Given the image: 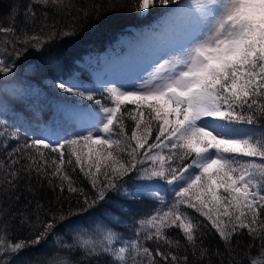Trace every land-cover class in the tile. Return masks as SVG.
<instances>
[{"label": "snow or ice", "instance_id": "1", "mask_svg": "<svg viewBox=\"0 0 264 264\" xmlns=\"http://www.w3.org/2000/svg\"><path fill=\"white\" fill-rule=\"evenodd\" d=\"M156 10L119 86L52 82L78 131L53 140L0 120V264L42 243L54 249L47 264H264V0H31L24 28L15 7L0 23V77L108 12ZM34 179L56 206L32 212L28 200L9 215L4 202L19 204ZM140 205L153 210L133 220L132 238L114 230Z\"/></svg>", "mask_w": 264, "mask_h": 264}, {"label": "trees", "instance_id": "2", "mask_svg": "<svg viewBox=\"0 0 264 264\" xmlns=\"http://www.w3.org/2000/svg\"><path fill=\"white\" fill-rule=\"evenodd\" d=\"M31 0H0V23L5 26L12 18V9H17L15 16V26L18 29L24 28L27 21L24 12ZM107 0H79L82 5H92L106 3ZM38 8V6H36ZM160 10L153 12L147 19L141 18L137 13L128 12H108L101 17L100 21H93L92 26L86 28L76 37L59 41L51 45L43 52L30 51L24 58L17 61L16 74L12 78L0 77V120L7 124L18 127L21 132L28 128L30 134L46 135L55 140L59 135H69L79 130V123L69 120L67 115L61 111L60 106L65 103L62 93L56 89L52 82L57 80H68L76 76L84 84L94 86L96 78L104 64L103 58L120 54L125 50L126 45L136 34L141 33L140 27L150 28L155 25L159 17ZM42 18V17H41ZM2 39V36H0ZM13 84L20 90L22 95H11L4 91L5 87ZM72 103H79L82 108H86L90 102L77 97H70ZM129 107H132L129 105ZM128 121L129 127L132 126ZM16 142L12 141L14 145ZM189 161H185L187 163ZM86 189L88 182L81 176L79 181ZM33 192H24L25 199L19 204L4 202V207L8 208L9 215L16 213L18 208L32 200L31 211H35L36 202L45 208L56 206V193L50 189L46 182L37 183L32 181ZM169 186H164L161 191L167 196ZM67 195V192H65ZM152 208L140 205L136 208L135 217L124 218L125 222L116 226L118 231L126 238L133 237V220L139 219L146 212H151ZM34 220L35 217L33 216ZM13 225L18 224V219L12 221ZM175 231V230H173ZM24 232L18 234L23 238ZM178 236V234H177ZM54 239V238H51ZM244 243L249 242V237H243ZM206 244L211 250L217 246L221 252L224 251L223 244L218 237L209 236ZM54 249L45 244L26 249L18 257H13V264H35L37 260L41 264H47V260L53 255ZM75 259H80V254L74 253ZM255 255V249H253ZM213 264H218V258L212 257Z\"/></svg>", "mask_w": 264, "mask_h": 264}, {"label": "rangeland", "instance_id": "3", "mask_svg": "<svg viewBox=\"0 0 264 264\" xmlns=\"http://www.w3.org/2000/svg\"><path fill=\"white\" fill-rule=\"evenodd\" d=\"M141 29V33L148 30V28H146L145 26L140 27ZM137 38L140 37V34L136 35ZM131 50L124 52L123 54L117 55V54H113L108 56V58L104 57L103 61H104V66L102 68L101 74L99 75L100 77L106 79V80H110L112 81V83L109 84V86H119L122 82H124V80L126 79L125 77V72L124 74L121 75L118 74L115 77H112L111 75L118 72L119 70L121 71L122 68L124 67H119L122 64L117 63L116 62H120V60H122L123 57L128 56ZM124 63V62H123ZM129 71V69H128ZM97 81V78H96Z\"/></svg>", "mask_w": 264, "mask_h": 264}]
</instances>
